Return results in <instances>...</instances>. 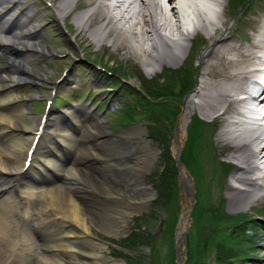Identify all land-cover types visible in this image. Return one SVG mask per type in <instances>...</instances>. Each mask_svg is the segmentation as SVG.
<instances>
[{"label":"bare ground","instance_id":"1","mask_svg":"<svg viewBox=\"0 0 264 264\" xmlns=\"http://www.w3.org/2000/svg\"><path fill=\"white\" fill-rule=\"evenodd\" d=\"M113 1L112 7L107 0H97L95 9L80 17L75 37L82 35V37L89 39V44L94 43L97 47H100L105 45L103 36L114 33L115 36L110 45L122 48L125 58L140 55L142 57L141 64L150 68L153 67L152 63L163 64L168 62L177 64L181 61L184 52L187 50V45H183L182 41L179 40H183V37L185 40H189L181 25H190L193 22V17L198 12L206 11L208 14H213L218 0H185L189 4V9L186 10V7L182 4L184 8L180 11L182 22L177 19V11L171 10L172 15L176 16L175 21L169 22L171 25L167 24L169 19L166 16L163 17L162 23H159L160 17L157 15L163 13L160 0ZM4 2L8 1L4 0ZM19 2L17 4L15 2L14 5L17 6ZM53 2V6L58 13H71V8H68V6L66 8L62 1L55 2L53 0ZM70 4L73 5V1ZM218 5H221V2ZM13 10L17 9L13 7L8 13ZM21 11H14L16 14L14 21L21 22L29 27L32 20H29L28 13ZM100 17L106 18L103 24L104 32L101 31V37L96 38L94 37V34H96L95 24ZM77 18H79V15H75L74 20ZM219 19L221 21L220 17ZM119 21H123L126 25H119ZM221 23L223 24V22ZM90 25L93 26V29H90ZM58 27L61 28L62 25L60 24ZM162 29L168 30L169 33L166 34L165 31L162 33ZM202 30L210 40L214 36L219 37L208 54L203 56V79L199 83V89L188 94L185 98L183 110L176 125L173 149L176 150L183 144L186 123L189 117L192 116L193 111L199 110L210 117L211 121L219 124L217 138L220 141V146L228 161L235 164L236 167L230 185L227 186L229 192L227 207L229 213L237 216L256 204L264 207V123L260 124L257 120H254L245 122V125L241 126L242 128L239 130L230 129V125L234 124L233 115L239 114L241 116L240 104L247 102L246 98L239 97V94L248 89L252 91L260 90L261 87L255 79L264 75V71L256 68L260 65L264 66V21L246 45H236L229 37H224V33L220 34L219 30H216L212 35L208 32L206 25L202 26ZM28 32L30 33L27 37L28 40L37 36L36 33H31L30 28H28ZM72 37L69 38V43ZM2 40L7 41L6 38H2ZM169 43H172L173 46L168 45ZM29 46H32V44H29ZM38 49L44 51L42 46ZM259 51H262V53H258ZM158 54H161L160 58H154ZM19 60L22 64H27L26 58L20 57ZM11 84L10 81L0 76V103H7L16 98V95H10L3 90V88L8 89V85ZM263 96L264 87L259 100V109L257 110V115L260 114L262 117H264ZM195 97H198V99L195 100ZM35 121L36 118L20 114V110H17L10 117L0 110V122L3 126L0 125V139L14 136L15 140L12 146L5 149L6 159H3V152L0 151V168L9 174L12 180H16V176L20 175L19 173L16 175L14 171H18L22 167L23 157L31 142L29 141L30 136L25 138L22 130L26 128L36 129ZM6 126H8V129L4 128ZM106 132V130L99 128L94 136L95 144L90 145L96 151V155L99 156L98 162H96L98 168L94 166L95 162L88 161H74V167L73 164L68 166V169L72 170L71 172L77 173L74 175L77 176L82 185V190L67 188V184L77 183L70 182L67 178L63 180L58 178L60 183H56L58 182L57 178L48 181L49 185L44 189L46 191L45 200L48 201L46 205L50 206V215H54L55 219L58 218L64 227L48 232V229L52 228L56 222L54 219L45 221L43 227L49 237H45L44 242L40 243L39 246L32 236V230L25 227V225L15 228L14 232L20 235V239L16 244L12 243L9 238V216L16 209L22 210L26 217L30 215V203L33 195H36L39 191L41 182L30 183L28 179L24 180L26 184L20 190L21 201H18L17 198V201L22 204L20 207L13 203H6V201L1 204L0 254L4 251L15 250L25 257H33L36 264L120 263V261L112 260L101 253L107 247L102 242L95 241L90 237L89 224L90 222H96L105 227L106 230L112 228L114 232L122 231L125 229L124 216L122 215L120 223L115 227L110 226L112 220L119 219L120 212L124 215L129 214L132 209L143 206L150 193L143 182L141 170L144 158L139 157L140 152L138 150L143 149L146 145V139L139 134L141 140L136 148L114 146L109 143L108 138L110 137ZM101 136H107V138L99 141L98 139ZM86 146L87 144L77 145L75 150L78 148L80 152ZM144 152L150 154L152 150L148 147L144 148L142 153ZM208 154L214 157L210 150ZM37 155L35 154L32 157L33 164L37 163ZM37 165L39 170L47 172L48 176H53V174L47 171L46 165L58 170L57 162L52 157H48V154L43 155ZM261 166L262 169L260 170ZM27 170L30 174L35 171V166H30ZM27 170L24 174L27 173ZM214 172L212 169L207 172L209 180L217 178L216 175H213ZM180 176L185 193L187 190L191 194L194 188L193 180L183 165L180 166ZM40 179L43 180V178ZM143 184L145 187H143ZM140 186L143 187V191H140ZM9 192L11 190L7 193ZM5 195L6 193H3V196H1L4 197ZM12 196H7V199L11 200ZM130 198L133 199L132 203H128ZM110 204L119 206L117 207L119 211L112 212ZM43 207L45 206H41L38 210L41 219L48 218L46 215L47 209L43 210ZM68 222H73L74 226L69 225ZM187 223V213H183L176 234L179 248L177 254L179 260H182V264L185 260L183 233ZM0 259H2L1 255Z\"/></svg>","mask_w":264,"mask_h":264},{"label":"rangeland","instance_id":"2","mask_svg":"<svg viewBox=\"0 0 264 264\" xmlns=\"http://www.w3.org/2000/svg\"><path fill=\"white\" fill-rule=\"evenodd\" d=\"M226 11L227 15H226V19L225 22L223 24V27L221 29L226 30V35L230 36V39H232L234 41V43L236 45H246L249 41V39L252 37V34L257 30V28H259V25L264 21V0H253V4H251V6L247 7V10L241 12L238 17L236 14H234L233 9L231 8V6L227 5V7L224 8V12ZM223 12V14H224ZM68 20L71 21V19L68 18ZM72 22V21H71ZM90 27H92L90 25ZM225 32V31H224ZM88 35V34H87ZM41 44L43 43V45H45L48 49H53L52 51H48L45 54L48 55V53H51L53 51H62L65 49H69L71 48L70 46H68L66 44V42L62 39V37L58 36L51 27H46L45 28V34L41 33ZM208 41L203 42L202 44H198V46L194 47V48H190L188 51V47H187V51L184 52V56H188L190 51V55L189 58L186 59L182 64L180 62H178L175 65H180V67H183L185 65H188L190 62V58H192V55L194 54L195 51H197L199 48V50L201 49H205V48H201L203 46H205L207 44ZM195 43V42H194ZM211 43V42H210ZM82 45H86L85 41L81 42ZM206 47H210L209 45ZM124 50L122 48H117L115 49L114 46L109 47L108 49L105 47H101L99 50L94 51L93 48L90 47L89 50H86V54L90 57L96 56L97 60H99L100 62L103 63V60L105 61V63L107 64L108 68H112L114 69L116 72L121 73L122 75L124 74V77H126V79L129 81L130 84H132L133 86H138V80L136 79L135 76L138 72V70H141L145 76L148 77V75L145 73L150 72L153 67H150L146 70H143L140 67V63H137L136 57H131L129 56L128 58H125L124 55ZM114 58L112 59L111 57ZM160 55H158L159 57ZM48 62H45V59H41L38 60L36 62H32L30 68L32 70H34L36 72V74H38L40 76L41 73H43V75L41 76L43 79H48L50 77V79L52 80L54 78V76L57 74L56 72H51L49 70H47L48 67ZM155 64V63H152ZM175 65H171L166 63V65H158L155 67V69L153 70L154 73H158L160 72V70L163 67H176ZM122 67L124 69V71L127 73H125L122 69L119 70V67ZM196 72V74L198 75V81L200 79L199 76H201L202 74V70H204L203 65H201L200 67L193 68ZM74 71L75 73L78 75L79 78V84H80V89L79 91L76 92V96L74 97H70V93L72 92V90L70 88H68L69 84H62L61 85V90L63 91V93H61L60 96V101L61 107H65L64 105V100H80L81 97L85 96V86H81L84 83V76L82 75V72L84 71V68L81 67L80 65H76L74 67ZM145 71V72H144ZM152 76V75H151ZM176 77H172L169 78L164 86L165 90H173L174 89V85L176 82ZM179 80V79H177ZM113 81V77H110V79H103V76L100 75V78L98 79L96 88L101 91L104 89V86H107L109 82ZM48 88L49 86H47V84L45 85V87L43 88H33L30 85L29 86H19L18 91L21 94H25L28 95L29 93H31L32 91H37L38 95L41 96V98H44L45 96H47L48 93ZM159 92H162V90H158ZM126 95H123V98H125ZM76 98V99H75ZM99 98V97H98ZM96 98V99H98ZM117 98L119 99L120 96H117ZM82 99V98H81ZM160 99L163 100H169L172 103L175 101V97L173 96V92H168L166 93L165 96H161ZM198 98H196L197 100ZM40 103H38V100H34L33 101V109H31V111H33V114H35L36 116L38 115V113L40 112V108L42 106V100L39 99ZM39 104V105H38ZM110 104H112L111 106V110H113V108L116 107L117 105V100H116V95H114L112 101H110ZM109 108V105H108ZM110 109V108H109ZM35 112V113H34ZM198 115L200 118L205 119V120H209V117L207 115H205L204 113L200 112L199 110H196L192 115ZM105 115V120L107 121L108 125L109 124V116L113 115L112 112H108L105 111L104 113ZM213 124V125H212ZM210 125L207 126V128L210 130L209 131V135L205 134V136H203L202 138H199L202 141H206L207 139H212L213 143H214V150L215 153L219 152V145L216 142H219L217 139V131L215 130L217 128V126H219L216 122L212 123ZM118 129L115 125H112V127L110 128V130H115ZM207 132V130H206ZM209 136V137H208ZM150 145L152 147H155V143L154 140L150 139ZM205 150H204V154L206 153V145L204 146ZM203 150V149H202ZM208 151V150H207ZM220 154L219 156H222L223 153L219 152ZM203 154V155H204ZM222 154V155H221ZM202 155V156H203ZM201 156V157H202ZM200 157V158H201ZM222 158V157H221ZM203 161L207 163V160L205 158H203ZM163 162L158 158L155 157V159L153 160V164L148 172V174L150 172L153 171V169H156L157 174H161L162 176L166 177V182L168 184V188L170 186H173V190L170 191V189L167 191L168 194L161 196V198L159 199V203L158 206L152 205V203H148L147 205H144L143 210L140 211L141 215L143 214H147L148 216L151 217V215L149 213H151L152 209H156V208H165L167 207L169 204V202L167 201V198H171L172 196V192L174 194H177L178 191V199L177 200V205L175 204V202H173L172 200V207L169 211H163V209H160L158 211V214H160L159 216H154V219L151 221V223L149 224V222H146L148 219L150 218H143V221H141V216L139 219H134V217L131 219L132 220V224L131 223H127V230H129L127 232L128 238L126 239V244H128V247H126L127 249H125L124 251L121 252V254H123L122 256H120L119 254H117L116 252H118L115 249H112L111 244L113 238L116 239L115 237L112 236H107L110 235L108 233H105L107 235L104 234V232L99 231L98 227L96 226V222L94 223H90V229L92 231V234L94 236H96L97 238H100L102 240H105L107 242H109V244L107 245L108 247V251L105 252V254L107 255H111L113 258H117L119 260H123V264H171V262H175V258L173 260V257H171L170 255V243L174 244V227L177 221V217L180 216L181 213L184 212V210H187L188 206L186 205V201L188 200V194L185 193V188L182 187L181 185L179 186V189H177V185H175V177L177 175H175V171L174 169L171 168V170L169 169V167L165 164L162 165ZM209 164V163H208ZM162 165V167H161ZM162 169V172H160ZM210 170V167H208L207 172ZM234 172V171H233ZM233 172L231 174H229V177H231V175L233 174ZM148 174L146 175V179H148ZM154 175V174H153ZM207 178V176H205V179ZM218 179V182L216 183V179L213 180L211 182V186H209L211 189V199H216L219 195L221 194L222 197H224L226 199V211L228 212V207H227V194H228V190H227V186L229 184V180L228 177L226 179ZM149 181V180H148ZM206 181V180H205ZM218 183L220 184V188L218 187ZM223 188V190L221 191V189ZM218 190H216V189ZM174 199V198H173ZM175 200V199H174ZM258 208V209H257ZM259 210L261 211L259 207H254L252 206L250 208V210L248 209L247 211H244V214H247L245 216L251 217L250 215H253V210ZM264 209V208H262ZM262 212V211H261ZM153 213V211H152ZM229 213V212H228ZM154 214V213H153ZM167 214L168 217H167ZM162 215L161 220L159 221V217ZM153 217V216H152ZM167 217V218H166ZM172 219H171V218ZM166 218V223L163 222V220ZM257 218V216H256ZM18 220H21V215L18 216ZM137 222V224L134 223ZM140 221V222H139ZM258 224H253V223H248L247 225H245V227L243 228V230H245L246 228H248V226L251 227V229L249 228V234L253 235L255 237V239L257 240L256 242L259 243L258 245H255L254 247H251L249 249L252 250H256V257L253 260L250 261H246L247 264H264V261H262L261 258L259 257H263L264 258V244L259 248V245L261 243H264L263 241L258 240L261 237L260 234H255V232L253 233V229L254 231L258 230L261 231L264 234V225H260L262 222H260L258 219L256 221ZM192 224V218L190 219V224L187 230L186 235H188L189 231L193 232L194 228H191ZM97 227V229H96ZM192 229V230H191ZM103 230V229H102ZM32 231L35 233V228L32 229ZM38 232H40V229L37 230ZM196 232V230L194 229V233ZM206 232L203 229H199L197 235L193 238H200V241L205 239L206 236ZM130 233V234H129ZM38 239H41L40 236H38ZM255 239H253V241H255ZM10 240L12 241V243H14L17 240V236H13L12 238H10ZM128 240V241H127ZM115 243H119L117 242V239L115 240ZM125 243V238L124 240L120 243ZM192 245H195L192 243ZM191 245V247H192ZM185 256L186 258H188L187 254V248L188 245H185ZM206 247V245L204 246ZM15 251H13L10 254V251H4L2 252L0 255L2 256V259H0V262L3 260H7L8 258H10V256L13 255ZM10 254V255H9ZM206 252L203 254L205 255ZM127 257L126 259L123 257ZM4 258V259H3ZM252 258V257H251ZM214 257L213 254H211V252L206 255L203 256L202 259V263L205 264H215L214 263ZM2 261V262H3ZM187 261V260H186ZM121 264V263H120Z\"/></svg>","mask_w":264,"mask_h":264},{"label":"water","instance_id":"3","mask_svg":"<svg viewBox=\"0 0 264 264\" xmlns=\"http://www.w3.org/2000/svg\"><path fill=\"white\" fill-rule=\"evenodd\" d=\"M178 251V249H177ZM177 264H182V260L180 261L179 259L177 260Z\"/></svg>","mask_w":264,"mask_h":264}]
</instances>
